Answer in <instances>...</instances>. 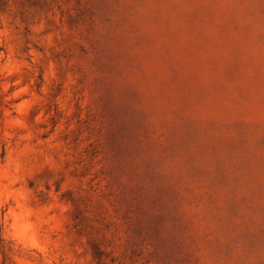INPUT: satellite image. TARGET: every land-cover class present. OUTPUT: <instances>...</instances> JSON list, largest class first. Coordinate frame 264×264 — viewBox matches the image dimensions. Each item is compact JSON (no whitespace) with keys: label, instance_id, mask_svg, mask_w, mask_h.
<instances>
[{"label":"rangeland","instance_id":"374dc122","mask_svg":"<svg viewBox=\"0 0 264 264\" xmlns=\"http://www.w3.org/2000/svg\"><path fill=\"white\" fill-rule=\"evenodd\" d=\"M240 6L0 0V169L19 154L36 264H264V18Z\"/></svg>","mask_w":264,"mask_h":264},{"label":"clouds","instance_id":"9594fccd","mask_svg":"<svg viewBox=\"0 0 264 264\" xmlns=\"http://www.w3.org/2000/svg\"><path fill=\"white\" fill-rule=\"evenodd\" d=\"M241 5L235 10L238 19L246 24L264 18V0H237ZM0 35L7 36L5 31ZM7 170L0 169V223L9 227L3 233L7 243V257L0 255V264H36L33 257L37 251L44 253L45 247L40 243L36 226L30 218L34 215L33 208L28 206L32 189H26L22 162L19 154L3 157ZM35 191H44L40 185ZM65 209H61L63 212ZM54 219V217H49ZM36 250V251H34ZM251 260V257L248 258Z\"/></svg>","mask_w":264,"mask_h":264}]
</instances>
